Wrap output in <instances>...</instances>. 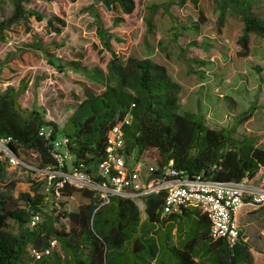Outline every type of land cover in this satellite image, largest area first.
Listing matches in <instances>:
<instances>
[{"label":"trees","instance_id":"obj_1","mask_svg":"<svg viewBox=\"0 0 264 264\" xmlns=\"http://www.w3.org/2000/svg\"><path fill=\"white\" fill-rule=\"evenodd\" d=\"M214 1L220 30L228 13L241 17L240 55L248 56L250 35L264 38V21L252 12V7L260 0ZM30 2L12 0V15L0 21V39L14 26L28 22L32 16L39 17L27 10L25 5ZM93 3L106 10H120L125 15H132L136 10L135 0H93ZM174 3L168 0L167 6ZM155 9L158 8L152 7ZM198 13L199 23L204 24L203 11L198 9ZM94 19L101 50L111 55L107 66L110 82L100 94L84 89V100L78 103L63 128L46 120L41 112L21 107L19 98L26 90V83L0 91V140L11 138L9 148L17 157L21 149L39 160V167L32 172L39 173L58 165L55 155L59 153L54 150L53 142L64 138L65 149L73 158L72 172L76 169L94 174L104 158L110 131L119 127L126 143L127 162L143 160L158 167L148 177V187L154 186L166 170L177 172L180 179L202 175L205 180L217 182L252 180L259 174L264 168V150L256 146L253 136H234L237 127L252 117L255 106L238 116L231 127L221 129L209 127L201 111L179 113L181 86L167 68L149 58L120 57L113 49L112 32L97 13ZM54 23L65 26L58 17L48 20L50 28ZM146 23L152 27L151 20ZM53 31L60 33L56 28ZM13 58L14 54L3 63ZM186 63L191 69V63ZM70 67L72 70L81 68L74 63ZM89 74L97 80L104 77L101 72ZM259 81L263 83V79ZM127 117H130L129 123ZM42 128L50 129L48 136L40 134ZM22 161L33 165L26 159ZM8 167L7 161L0 160V185L6 179ZM63 171L69 173L67 166ZM94 181L104 184L100 177H94ZM129 191L138 194L142 189ZM76 193L89 198L90 202L61 216L68 221V226L58 227L59 218L48 217L45 223L33 229L29 228V220L33 214L42 217L46 199L40 193V183L32 181L31 192L19 195L23 208L11 207V197L1 193L0 264H22L31 246L50 255L52 241L57 242L70 264H254L252 247L242 231L237 241L230 244L226 239L210 238L209 220L199 210L183 209L163 215L165 191L141 197L146 215L143 220L133 199L113 196L109 204L100 207L95 191L77 188L68 182L58 190L62 197ZM9 221L17 225V233L9 230ZM171 221L176 225L161 229ZM175 227L176 235H173ZM36 264H45V259Z\"/></svg>","mask_w":264,"mask_h":264},{"label":"rangeland","instance_id":"obj_2","mask_svg":"<svg viewBox=\"0 0 264 264\" xmlns=\"http://www.w3.org/2000/svg\"><path fill=\"white\" fill-rule=\"evenodd\" d=\"M174 1L173 6H167L168 0H135V12L125 15L120 10H106L93 0H31L25 6L39 17L32 16L28 22L14 26L0 39V66L14 54L0 69V91L26 83L19 98L21 107L37 110L46 120L63 128L75 107L84 100V89L100 94L110 82L107 66L111 55L101 50L94 19L97 13L114 35L113 49L120 57L149 58L167 68L181 86L179 113L201 111L209 127L221 129L231 127L238 116L255 106L252 117L237 127L234 136H253L256 146L264 150V38L251 34L249 55L243 57L239 46L241 17L228 13L220 30L214 0H197L196 6L194 0ZM12 6V0H0V21L12 15ZM155 6L158 9L152 10ZM198 9L204 13V24L199 23ZM252 12L264 21V0L258 1ZM52 17H58L65 26L60 27L58 22L50 28L48 20ZM146 20H151V28ZM54 28L60 33H55ZM186 61L191 63V69ZM73 63L81 68L72 70ZM92 72H101L103 79L93 78L89 74ZM60 151L63 153L64 149ZM18 157L35 168L40 165L39 160L21 149ZM72 164L73 158H69L67 168L71 174ZM91 175L97 177V170ZM148 176L144 168L136 182L137 189L148 186ZM32 181L40 183V193L46 196L40 224L54 217L59 218L58 227L68 226L61 216L90 202L79 193L60 196L43 174L32 172L21 163L9 165L0 194L11 197V207L23 208L19 195L31 192ZM248 182L264 188V168L255 180ZM76 187L102 193L87 186ZM135 202L142 220L145 219L142 200L136 198ZM247 208L249 214L238 222L239 231L243 230L252 247L254 264H264V206ZM9 230L18 232L13 221H9ZM49 254L43 253L41 260L45 259V264H70L58 244L51 247ZM38 261L28 251L22 264Z\"/></svg>","mask_w":264,"mask_h":264},{"label":"built area","instance_id":"obj_3","mask_svg":"<svg viewBox=\"0 0 264 264\" xmlns=\"http://www.w3.org/2000/svg\"><path fill=\"white\" fill-rule=\"evenodd\" d=\"M126 122H130V117L126 118ZM40 134L48 136L49 131L42 128ZM11 141V138L0 140V160L7 161L9 165L21 163L26 169L36 171L35 167L26 164L14 155L9 148ZM65 144L64 138L54 141L53 148L59 153L55 155L58 165L55 168L39 170V173L45 176L49 186L56 189L57 194L66 182L73 186H87L102 191L98 194L101 207L109 204L113 196L130 198L135 201L136 198L141 199L144 195L165 191L164 215L177 213L183 209L199 210L209 220L210 238L212 240L226 239L230 244H234L238 239L240 231L235 217L246 199H250L249 203L252 206H264V188L250 185L247 179L241 182H217L205 180L202 175L193 179H180L177 177V172L172 170H166L163 176L156 179L154 186H144L141 193L130 192L129 189L136 188V182L140 180L144 168H147V174L150 176L158 167L154 163H147L143 160L127 162L126 143L119 127L110 131L104 158L97 167V177L104 180L103 185H99L92 175L83 171L74 169L73 174L63 171L68 159L71 158L65 149ZM61 148L64 149L63 153L60 151ZM40 221V214H33L28 223L29 228H35ZM56 244V241H52L51 247H55ZM28 251L37 260L43 256V253L38 252L32 246Z\"/></svg>","mask_w":264,"mask_h":264},{"label":"crops","instance_id":"obj_4","mask_svg":"<svg viewBox=\"0 0 264 264\" xmlns=\"http://www.w3.org/2000/svg\"><path fill=\"white\" fill-rule=\"evenodd\" d=\"M261 171H262V169L260 170V172L259 173H261ZM259 175V174H258ZM258 175L254 178V179H252V180H250L251 182L253 181V180H255L257 177H258ZM149 177V176H148ZM249 198H247L246 199V201H245V203H244V205L240 208V210L238 211V213H237V215H236V217H235V219H236V222L238 223H241L242 222V220L244 219V217L246 216V215H248L249 214V212H248V209L249 208H247V207H255V206H252V205H250V203H249ZM195 209H189V211H194ZM164 215V214H163ZM171 224H175V223H173V221H171V222H167V223H165V225H163V227L161 228L162 230H164L165 229V227L166 226H170ZM176 225V224H175ZM239 225V224H238ZM176 227L174 228V230H173V235H176ZM242 232H243V230H242ZM244 235V234H243ZM173 241L176 243L177 242V239H176V236H174V238H173ZM245 241H247L246 240V238H245Z\"/></svg>","mask_w":264,"mask_h":264}]
</instances>
